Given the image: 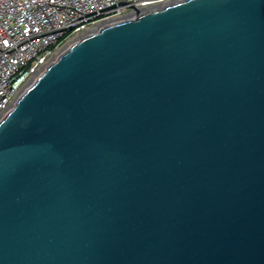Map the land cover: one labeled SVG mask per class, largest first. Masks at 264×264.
I'll return each instance as SVG.
<instances>
[{
	"label": "water",
	"instance_id": "95a60500",
	"mask_svg": "<svg viewBox=\"0 0 264 264\" xmlns=\"http://www.w3.org/2000/svg\"><path fill=\"white\" fill-rule=\"evenodd\" d=\"M0 264H264V0L63 50L0 120Z\"/></svg>",
	"mask_w": 264,
	"mask_h": 264
},
{
	"label": "built area",
	"instance_id": "2783aa9c",
	"mask_svg": "<svg viewBox=\"0 0 264 264\" xmlns=\"http://www.w3.org/2000/svg\"><path fill=\"white\" fill-rule=\"evenodd\" d=\"M184 0H0V120L88 32Z\"/></svg>",
	"mask_w": 264,
	"mask_h": 264
}]
</instances>
